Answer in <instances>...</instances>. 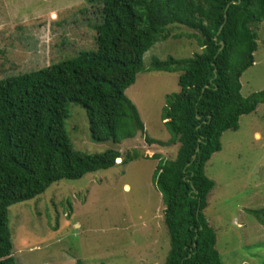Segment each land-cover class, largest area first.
Here are the masks:
<instances>
[{
    "label": "trees",
    "instance_id": "1",
    "mask_svg": "<svg viewBox=\"0 0 264 264\" xmlns=\"http://www.w3.org/2000/svg\"><path fill=\"white\" fill-rule=\"evenodd\" d=\"M87 2L92 5L82 6L73 20L91 32L89 50L77 52L73 42H63L59 50L66 48L64 54L70 55L0 79V264H16L11 206L39 200L55 182L116 166L121 158L116 147L147 133L125 91L138 74L152 71L178 73L179 87L165 97L160 114L167 141L145 136L149 146H177L172 160L152 156L157 161L152 183L161 195L169 239L162 264H222L215 232L203 213L215 185L205 166L221 151L222 135L236 132L240 117L264 104V90L247 97L240 93V78L264 42L258 32L264 0ZM18 39L24 46L29 37ZM173 39L194 41L200 52L182 59L152 55L143 65L144 54L157 42ZM69 103L84 109L91 141L116 147L101 154L76 151L65 130ZM143 157L137 151L127 154L118 175ZM249 214L264 225V209Z\"/></svg>",
    "mask_w": 264,
    "mask_h": 264
},
{
    "label": "rangeland",
    "instance_id": "2",
    "mask_svg": "<svg viewBox=\"0 0 264 264\" xmlns=\"http://www.w3.org/2000/svg\"><path fill=\"white\" fill-rule=\"evenodd\" d=\"M89 5L87 0H0V79L39 70L70 55L64 54L66 48L59 50L63 42H73L77 52L89 50L91 32L73 20L79 17L74 15L77 10ZM63 20L62 27L56 25ZM258 32L264 41V23ZM24 35L29 40L22 46L18 38ZM163 43L157 42L144 54V66L152 55L158 60L182 59L200 52L194 41ZM177 77L178 73L157 71L137 75L125 95L149 135L125 139L117 147L91 141L84 109L68 104L65 130L73 148L101 154L116 147L120 162L78 180L55 182L39 200L11 206L8 218L16 264L164 262L169 239L161 195L152 183L157 164L152 156L172 160L177 146L164 150L149 146L145 136L167 141L160 114L165 97L179 92ZM240 83L243 97L264 90V42H259L254 65L242 74ZM238 125L236 132L222 135L221 151L205 166V175L215 185L203 213L215 232L222 264H264V225L249 214L264 209V104L241 116ZM134 151L147 158L128 163L119 176L121 161Z\"/></svg>",
    "mask_w": 264,
    "mask_h": 264
},
{
    "label": "water",
    "instance_id": "3",
    "mask_svg": "<svg viewBox=\"0 0 264 264\" xmlns=\"http://www.w3.org/2000/svg\"><path fill=\"white\" fill-rule=\"evenodd\" d=\"M221 45H222V43H221ZM198 151H199V149L197 148V149H196V152H198Z\"/></svg>",
    "mask_w": 264,
    "mask_h": 264
},
{
    "label": "clouds",
    "instance_id": "4",
    "mask_svg": "<svg viewBox=\"0 0 264 264\" xmlns=\"http://www.w3.org/2000/svg\"><path fill=\"white\" fill-rule=\"evenodd\" d=\"M163 44H164V43H163ZM117 159H120V158H117ZM117 159H116V160H117Z\"/></svg>",
    "mask_w": 264,
    "mask_h": 264
}]
</instances>
